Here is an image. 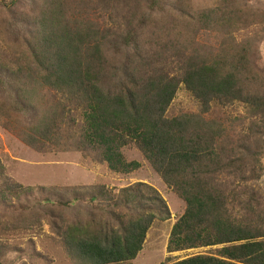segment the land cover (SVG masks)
I'll use <instances>...</instances> for the list:
<instances>
[{
	"label": "trees",
	"instance_id": "trees-1",
	"mask_svg": "<svg viewBox=\"0 0 264 264\" xmlns=\"http://www.w3.org/2000/svg\"><path fill=\"white\" fill-rule=\"evenodd\" d=\"M163 2L149 0L153 7ZM81 6L79 0H45L30 38L17 33L19 19L8 25L5 36L13 43L0 57V125L40 153L62 149L66 134L70 148L122 176L141 167L122 153L133 147L184 203L167 254L215 248L173 264H264V194L256 191L264 147L250 143L264 135V124L237 131L208 117L214 109L242 105L264 119V85L250 65V41L234 36L245 25L243 12L221 0L190 18L192 31L210 28L221 43L216 51L183 58L173 75L157 57L132 49L129 30L81 18ZM180 85L198 113L168 116ZM36 192L46 195L40 204L59 210L88 207L76 220L61 215L51 222L73 264H132L153 224L170 218L165 201L144 183ZM33 193L6 177L0 163L1 205L14 200L23 208ZM25 221L39 225L34 215ZM4 250L1 245L0 254Z\"/></svg>",
	"mask_w": 264,
	"mask_h": 264
},
{
	"label": "rangeland",
	"instance_id": "rangeland-1",
	"mask_svg": "<svg viewBox=\"0 0 264 264\" xmlns=\"http://www.w3.org/2000/svg\"><path fill=\"white\" fill-rule=\"evenodd\" d=\"M44 1L18 0L13 6L6 8L10 0H0V57L13 43L5 36L6 31H9L8 25L13 26L19 19L17 33L21 38H30L35 33L31 22L38 16ZM79 1L83 3L81 18L102 28L120 30L124 34L129 30L133 36L132 49H138L145 57H157L158 63L173 75L178 70L177 62L189 55H198L205 49L216 51L221 43V35L212 29L197 25V30L192 31L188 26L190 18L217 7L221 0H164L154 7L149 0H109L106 4L100 0ZM232 2L234 8L245 15L244 27H240L234 36L239 41H250V65L264 85V0ZM1 98L0 95V100ZM183 113H198V104L180 85L167 114L178 116ZM208 117L227 123L237 131L247 126L264 124L263 118L250 113L242 105L214 109ZM62 129L65 133V128ZM63 136L62 149L40 153L0 125V163L5 176L34 192L23 200V208L14 200L9 206L0 204V246L5 248L0 254V264H73L66 256L51 222L58 220L61 215L66 220H76L81 214L85 216L89 213L88 207L77 203L71 208L59 210L40 204L46 195L37 194L36 191L44 187L63 190L105 185L118 190L134 183L147 184L165 201L170 218L153 224L146 235L143 249L132 264H173L191 256L212 253L215 248L167 254L169 233L174 222L182 215L184 203L162 183L133 147L123 149L122 153L127 161H136L141 167L133 174L122 176L112 174L105 165L83 157L69 147V142L65 140L66 134ZM254 139L264 147V135L251 137L252 146ZM262 164L263 175L256 184V191L264 194V158ZM33 215L38 218L39 225L26 226L25 220Z\"/></svg>",
	"mask_w": 264,
	"mask_h": 264
}]
</instances>
